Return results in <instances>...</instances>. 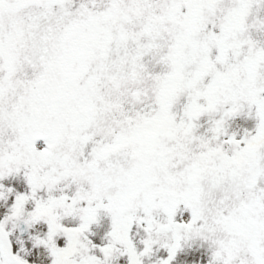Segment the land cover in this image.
I'll use <instances>...</instances> for the list:
<instances>
[{
  "label": "snow or ice",
  "instance_id": "obj_1",
  "mask_svg": "<svg viewBox=\"0 0 264 264\" xmlns=\"http://www.w3.org/2000/svg\"><path fill=\"white\" fill-rule=\"evenodd\" d=\"M0 264H264V0H0Z\"/></svg>",
  "mask_w": 264,
  "mask_h": 264
}]
</instances>
